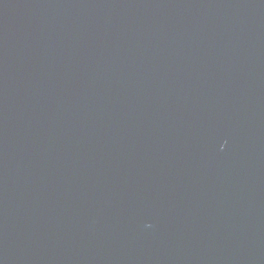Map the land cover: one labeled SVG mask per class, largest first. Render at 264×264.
<instances>
[{
    "label": "water",
    "instance_id": "obj_1",
    "mask_svg": "<svg viewBox=\"0 0 264 264\" xmlns=\"http://www.w3.org/2000/svg\"><path fill=\"white\" fill-rule=\"evenodd\" d=\"M0 264H264V0H0Z\"/></svg>",
    "mask_w": 264,
    "mask_h": 264
}]
</instances>
